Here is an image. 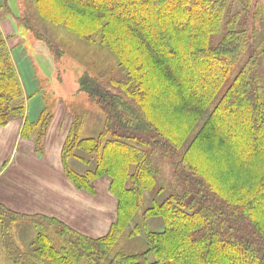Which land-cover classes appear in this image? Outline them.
I'll list each match as a JSON object with an SVG mask.
<instances>
[{
  "label": "trees",
  "instance_id": "1",
  "mask_svg": "<svg viewBox=\"0 0 264 264\" xmlns=\"http://www.w3.org/2000/svg\"><path fill=\"white\" fill-rule=\"evenodd\" d=\"M245 1L232 12L229 0H33L43 19L105 44L126 70L107 82L81 75L80 90L102 112L103 126L83 137L76 114L61 153L78 189L93 194L94 181L110 178L117 217L96 239L41 218L34 250L24 252L11 232L24 217L0 205L13 264H264V40L255 41ZM9 50L0 28V125L25 116L28 98ZM53 109L44 106L22 128L39 152ZM154 152L178 155L181 192L144 208L156 181ZM72 158L89 168L77 172ZM152 217L162 219V231L149 228ZM127 231L142 233L146 249L111 255Z\"/></svg>",
  "mask_w": 264,
  "mask_h": 264
},
{
  "label": "rangeland",
  "instance_id": "2",
  "mask_svg": "<svg viewBox=\"0 0 264 264\" xmlns=\"http://www.w3.org/2000/svg\"><path fill=\"white\" fill-rule=\"evenodd\" d=\"M229 1V9L232 12L241 11V8L247 3L245 0ZM100 2H108V0H100ZM0 3L3 6V15L0 14V17L2 15L4 16L3 18L10 20L16 34L20 38L19 43L13 45V48L9 50L15 67L17 66V69H35L39 81V85L37 86L38 92L43 98L42 103L45 106L55 107L60 102L68 106L69 111L72 110L71 112L74 116L77 114L83 119L81 135L83 137L97 136L102 129L104 116L97 106L90 101L88 95L80 90L79 79L83 73L100 77L102 82H107L111 78L122 79L127 73L119 65L115 53L105 44L99 42L86 43V41L72 34L64 27L43 19L36 11L33 0H0ZM88 3H92V0H88ZM257 11L260 12L258 16L256 15ZM248 13L246 17L248 18L250 27L256 29L255 34L257 37L255 41H263L264 0H251L250 11ZM222 35L223 33L221 32L215 35L214 38L212 37V44H216ZM261 71L263 73L264 69ZM22 80H25V78ZM227 80L226 83L224 82L225 84L221 85L223 91L229 85V79ZM155 82V80H151L149 84H154ZM27 86L28 88H32V85ZM31 90L27 89V92L31 94L33 92ZM217 98L215 99L216 101ZM38 101L37 99L34 100L37 103ZM156 111H158L157 113H162L163 110L158 109ZM197 130L198 127L190 135L186 145L193 138ZM178 158V155L153 153L152 163L155 167L156 181L151 192H144L146 195L144 208L152 205L153 201L162 202L170 195L181 192V186L177 181L174 166ZM73 159L70 160V164L74 170L83 172L87 169L88 166L78 161V159ZM90 166H93V161ZM142 210L143 207L138 211L137 220H140L139 217H141ZM147 224L150 229L155 231H162L164 227L160 217L148 218ZM17 225H14L13 230L15 233L11 231L13 242L19 243L24 250H27L26 245L30 242L29 237H33L35 229L34 227H28L30 228L28 230L27 227H23L22 229L15 230L18 227ZM128 233L129 231L120 238L121 240L115 245L111 255L118 251L128 254L146 249L147 244L142 233L136 238L129 237ZM2 243H4L3 240ZM10 263L12 262L10 261ZM78 264L89 263H87V260L81 258ZM101 264H107V262H102Z\"/></svg>",
  "mask_w": 264,
  "mask_h": 264
},
{
  "label": "crops",
  "instance_id": "3",
  "mask_svg": "<svg viewBox=\"0 0 264 264\" xmlns=\"http://www.w3.org/2000/svg\"><path fill=\"white\" fill-rule=\"evenodd\" d=\"M2 8L0 3V14L3 15ZM2 15L0 28L11 50L20 38L10 20ZM17 72L28 96L26 114L0 125V205L24 217L13 223L11 230L15 233V224H18L15 230L23 227L29 230L35 226L34 222L40 223L41 218H47L91 238L104 236L116 219L117 200L109 191L110 178L105 176L94 181L95 192L92 195L78 189L66 176L61 153L74 114L60 102L53 109L41 152L36 147L34 136L22 135L25 120H37L45 104L38 92L35 69H17ZM27 85H32V88ZM27 89L33 92L29 94ZM36 99L38 103L34 102ZM34 229V235L29 237L30 242L26 245L27 250L14 243L19 250H34L33 242L37 235V229ZM5 250L0 229V264H12Z\"/></svg>",
  "mask_w": 264,
  "mask_h": 264
}]
</instances>
